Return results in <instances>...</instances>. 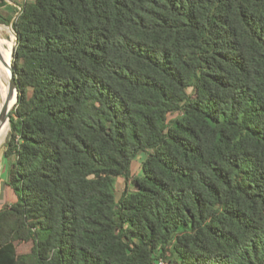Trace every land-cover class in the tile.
I'll list each match as a JSON object with an SVG mask.
<instances>
[{"label": "trees", "instance_id": "trees-1", "mask_svg": "<svg viewBox=\"0 0 264 264\" xmlns=\"http://www.w3.org/2000/svg\"><path fill=\"white\" fill-rule=\"evenodd\" d=\"M8 1L0 264H264V0Z\"/></svg>", "mask_w": 264, "mask_h": 264}, {"label": "rangeland", "instance_id": "rangeland-1", "mask_svg": "<svg viewBox=\"0 0 264 264\" xmlns=\"http://www.w3.org/2000/svg\"><path fill=\"white\" fill-rule=\"evenodd\" d=\"M16 1H17V3H19L22 6L24 2H27V1L30 2L32 0H16ZM8 5H10L9 7H13L12 8L13 10L11 11L12 14L16 10H18L17 6L16 7L14 6L13 1H8ZM14 20H15V18L11 21V23L9 25L0 24V27L3 29V37H2V39H0L2 42V46L0 47V53H2V54L8 55L10 53V51L14 52V49L17 45V35H16V33L13 29V25H12ZM8 30H11L13 32L12 34L14 35V43H12L11 33H9ZM11 44H12V47H10ZM13 63H14V55H13ZM9 130H10V127H9ZM5 142H6V140H5ZM5 142H4V144H5ZM4 144H3V147L0 149V206L4 205L5 203L7 204L6 201L8 199H7L6 189L4 188V180H5L4 174L6 173L7 170L10 171L9 161L8 160L5 161L6 158H5V153H4L5 152ZM145 158H146V154H144V153L140 154L136 158L134 166H133L134 176L141 175L142 163H143ZM2 164L5 165L4 170L2 169ZM125 186H126V183H125L124 179H118L116 181V184H115V197H116V199H119L121 197V194H122ZM134 189H135V185H134V183L133 184L131 183L129 185V190L133 191ZM16 246H17L18 254H25V253H29L31 251V249L33 247V243L32 242H28V243L20 242V243H16ZM160 261H164V262L171 264L170 262H168L165 259H161Z\"/></svg>", "mask_w": 264, "mask_h": 264}, {"label": "bare ground", "instance_id": "bare-ground-1", "mask_svg": "<svg viewBox=\"0 0 264 264\" xmlns=\"http://www.w3.org/2000/svg\"><path fill=\"white\" fill-rule=\"evenodd\" d=\"M5 31V30H4ZM11 33V40L14 43V35L11 30H8ZM3 37V29L0 27V39ZM2 46V42L0 40V47ZM12 47V44L10 45ZM13 63V51H10L8 55L0 53V112L2 111L7 93L9 88V80L11 77V69ZM16 102V95L11 99L10 106L12 107ZM9 132V122L7 121L5 125L0 130V149L3 147V144L6 140V137Z\"/></svg>", "mask_w": 264, "mask_h": 264}, {"label": "water", "instance_id": "water-1", "mask_svg": "<svg viewBox=\"0 0 264 264\" xmlns=\"http://www.w3.org/2000/svg\"><path fill=\"white\" fill-rule=\"evenodd\" d=\"M13 55H14V52H13ZM10 69H11V77L9 80L8 93H7V97H6L4 107H3L2 111L0 112V130L2 129V127L5 125V123L7 121L10 124L11 112L14 109V107L16 106L18 99H19V91H18V87H17V81H16V77H15V69H14L13 63H12V66L10 67ZM14 95H16V102L11 107L10 103H11V99L14 97Z\"/></svg>", "mask_w": 264, "mask_h": 264}, {"label": "crops", "instance_id": "crops-1", "mask_svg": "<svg viewBox=\"0 0 264 264\" xmlns=\"http://www.w3.org/2000/svg\"><path fill=\"white\" fill-rule=\"evenodd\" d=\"M13 4H14V6L16 7L19 3H17V1L14 0ZM5 161H7V160H5ZM9 163H10V162H9ZM4 168H5V165L2 164V169L4 170ZM1 174H2V173H1ZM4 176H5V180H4V188L6 189V194H7V199H8L6 202H7V204H11V203L14 202V200H15V198H16V195H15L13 189L8 185V181H9V171H8V170L6 171V173L4 174ZM5 204H6V203H5ZM5 204H4V205H5ZM4 205H2V206H4ZM2 206H0V208H1Z\"/></svg>", "mask_w": 264, "mask_h": 264}, {"label": "built area", "instance_id": "built-area-1", "mask_svg": "<svg viewBox=\"0 0 264 264\" xmlns=\"http://www.w3.org/2000/svg\"><path fill=\"white\" fill-rule=\"evenodd\" d=\"M19 9H21V8H19ZM158 264H169V263L164 262V261H160Z\"/></svg>", "mask_w": 264, "mask_h": 264}]
</instances>
